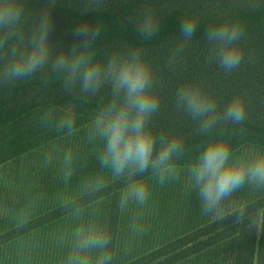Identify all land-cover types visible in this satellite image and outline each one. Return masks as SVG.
I'll return each instance as SVG.
<instances>
[{
    "label": "trees",
    "instance_id": "trees-1",
    "mask_svg": "<svg viewBox=\"0 0 264 264\" xmlns=\"http://www.w3.org/2000/svg\"><path fill=\"white\" fill-rule=\"evenodd\" d=\"M10 7L22 12L14 25L0 27V252L23 237L65 228L76 216L108 242L76 254L74 264H98L102 256L104 264H264V183L246 177L258 194L242 210L210 222L199 186L177 176L191 171L209 143H225L229 160L242 148L264 153V0H0V10ZM145 13L158 26L151 39L138 28ZM183 18L197 22L191 39L180 33ZM219 25L241 33L232 46L242 59L231 72L219 67L215 45L207 40V30ZM82 26L89 28L87 40L77 34ZM97 28L100 34L92 39ZM41 35L45 66L5 80L4 67L38 49ZM137 50L159 99L146 125L153 159L162 138L182 144L163 183L159 169L116 175L101 164L106 139L94 133V121L109 105L123 103L108 77L102 76L97 90L84 92L86 65L75 74L70 66L52 67L59 56L69 65L90 57L88 63L107 66L114 54L125 59ZM181 85L196 86L216 101L221 119L212 128L202 130L198 119L177 107ZM234 97L245 105L240 123L222 118ZM66 109L71 129L58 126ZM133 182L146 188L144 204L154 213L149 222L130 214V196L121 207Z\"/></svg>",
    "mask_w": 264,
    "mask_h": 264
},
{
    "label": "clouds",
    "instance_id": "clouds-1",
    "mask_svg": "<svg viewBox=\"0 0 264 264\" xmlns=\"http://www.w3.org/2000/svg\"><path fill=\"white\" fill-rule=\"evenodd\" d=\"M22 10L7 8L0 10V27L14 25L20 18ZM139 32L145 38L151 39L156 34V25L151 13H145L140 21ZM179 30L182 36L191 39L197 30V22L190 18L180 21ZM77 34L86 40L89 38V28L82 26ZM100 34L97 28L91 33L95 39ZM241 33L237 27L219 25L207 30L208 42L214 43V54L219 61V67L225 72H231L239 67L242 53L232 46L238 41ZM35 39V38H34ZM45 36L40 37V47L26 56L13 59L4 67L5 80H17L31 76L42 69L47 63V51L43 47ZM90 57L69 59L59 56L53 62V70H60L70 66L73 74L79 67L86 65L82 75V90H97L102 76H107L111 82L114 96L123 95V103L117 107L115 103L101 111L94 121V133L106 139L105 153L101 158L103 166L110 165L114 174L122 175L126 169L130 174L143 173L149 167L160 170V182L163 183L165 173H171L172 166L168 163L173 154L182 147L176 138H162V147L153 159L154 140L146 125L150 117L159 109V99L151 93L153 79L147 64L142 62L139 51H135L129 58L120 59L115 54L110 57L107 66L88 63ZM176 104L183 108L193 119L200 121L202 130L212 128L221 117L217 114V103L205 95L200 88L192 85H181L176 90ZM245 105L241 99L234 97L223 110V120L240 123L245 118ZM74 120L70 109H66L59 118L58 126L71 129ZM230 149L222 142L209 143L198 162L193 165L191 175L199 186V195L204 205L205 213H212L218 209L220 202L234 190L242 186L245 178L264 183V156L251 161H241L230 164ZM70 157H66V160ZM128 196L134 197L140 204L147 200V191L143 185L133 182L128 193L121 199L124 206ZM237 217L236 222H241ZM80 247L103 248L107 239L102 233H85L78 230ZM107 259L102 256L98 264H104Z\"/></svg>",
    "mask_w": 264,
    "mask_h": 264
},
{
    "label": "rangeland",
    "instance_id": "rangeland-1",
    "mask_svg": "<svg viewBox=\"0 0 264 264\" xmlns=\"http://www.w3.org/2000/svg\"><path fill=\"white\" fill-rule=\"evenodd\" d=\"M259 156H264V153L250 147L242 148L229 160V163L251 161ZM177 176L183 181L188 179L195 182L191 171L184 174L182 172ZM257 194V188L249 186L245 181L242 186L234 190V195L238 196L236 200L238 206L246 205L248 198ZM130 202L133 205L129 208L130 214L139 217L140 221L149 222L150 218H154V213L148 204H140L131 196ZM214 212L218 213V211ZM63 226L65 228L52 232L23 237L7 248H3L0 252V264H74L77 259L76 254L86 250L80 247L79 240L82 237H78V230L83 229L85 233H94V227L83 224L76 216L66 221Z\"/></svg>",
    "mask_w": 264,
    "mask_h": 264
},
{
    "label": "crops",
    "instance_id": "crops-1",
    "mask_svg": "<svg viewBox=\"0 0 264 264\" xmlns=\"http://www.w3.org/2000/svg\"><path fill=\"white\" fill-rule=\"evenodd\" d=\"M234 195V191L227 196L226 198H224L221 202L220 205L218 206V209L216 211H218V213L215 214V212L209 213V219L210 222L213 221H218L221 220L222 218H224L225 216L227 217L228 215H233L236 211L238 210H242L244 208V206H238L236 204V200H238V196ZM242 222V221H241ZM236 222H233L232 225H235ZM261 223V217L259 220V224ZM225 230H230L233 234H234V229H229V227L224 228ZM259 235V227H258V231H257V236Z\"/></svg>",
    "mask_w": 264,
    "mask_h": 264
}]
</instances>
